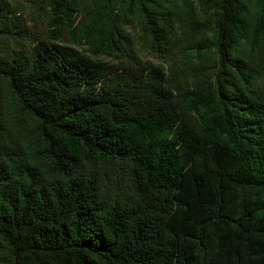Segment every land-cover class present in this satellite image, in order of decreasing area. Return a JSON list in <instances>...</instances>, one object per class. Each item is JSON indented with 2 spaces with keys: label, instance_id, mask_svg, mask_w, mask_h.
<instances>
[{
  "label": "trees",
  "instance_id": "obj_1",
  "mask_svg": "<svg viewBox=\"0 0 264 264\" xmlns=\"http://www.w3.org/2000/svg\"><path fill=\"white\" fill-rule=\"evenodd\" d=\"M30 4L40 36L0 0V264H264V0Z\"/></svg>",
  "mask_w": 264,
  "mask_h": 264
},
{
  "label": "rangeland",
  "instance_id": "obj_2",
  "mask_svg": "<svg viewBox=\"0 0 264 264\" xmlns=\"http://www.w3.org/2000/svg\"><path fill=\"white\" fill-rule=\"evenodd\" d=\"M11 3H14L18 6H21L24 8V11H21L22 15H24L25 19L28 21V30L29 32L40 36L39 32L44 29L45 25V18L44 17H35V9L30 4V0H9ZM143 56L150 59L151 61H159L160 59L150 55L145 50L143 51ZM114 80H120L124 82L130 81V78L126 74H119L117 77L114 78Z\"/></svg>",
  "mask_w": 264,
  "mask_h": 264
}]
</instances>
